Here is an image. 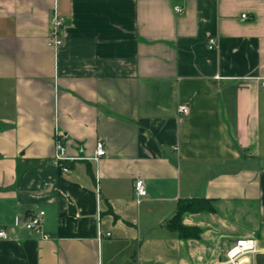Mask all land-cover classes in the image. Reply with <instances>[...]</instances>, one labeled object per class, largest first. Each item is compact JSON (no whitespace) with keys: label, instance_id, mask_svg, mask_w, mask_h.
Here are the masks:
<instances>
[{"label":"crops","instance_id":"crops-1","mask_svg":"<svg viewBox=\"0 0 264 264\" xmlns=\"http://www.w3.org/2000/svg\"><path fill=\"white\" fill-rule=\"evenodd\" d=\"M1 227L0 264H221L243 237L264 264V0H0Z\"/></svg>","mask_w":264,"mask_h":264},{"label":"built area","instance_id":"built-area-1","mask_svg":"<svg viewBox=\"0 0 264 264\" xmlns=\"http://www.w3.org/2000/svg\"><path fill=\"white\" fill-rule=\"evenodd\" d=\"M175 10L178 12L182 11L181 6H176ZM247 17L246 14L242 15ZM65 24V19L54 13L51 20V27L48 33V44L58 49L63 43L64 38L61 35V29ZM218 44L215 37H210L208 40V45L211 48L216 47ZM178 111L180 113L188 114L190 109L188 104H179ZM65 137L63 133L59 130L55 133V154L53 157V163L60 164L66 161L74 160L75 157H71L67 153V147L64 141ZM106 154L105 143L103 140L97 142V147L95 151V159H100ZM63 169L69 171L70 167L64 164ZM134 190L136 197L140 200L147 195V188L143 179H138L134 183ZM100 198V196H99ZM46 211L43 209H38L34 211L24 222L23 226L26 229L40 235L44 239H49L51 235L43 229L44 218ZM110 235V232L107 233ZM0 237L8 239L10 237L9 230L6 227L0 228ZM259 251V243L256 239L250 237H243L236 241V243L227 251L226 259L221 264H250L252 262L250 254Z\"/></svg>","mask_w":264,"mask_h":264},{"label":"trees","instance_id":"trees-1","mask_svg":"<svg viewBox=\"0 0 264 264\" xmlns=\"http://www.w3.org/2000/svg\"><path fill=\"white\" fill-rule=\"evenodd\" d=\"M213 201L209 198H190L181 199L178 203L176 212L166 221V224L179 231L182 238H199L202 228L196 225H187L184 218L188 213H197L202 211H215Z\"/></svg>","mask_w":264,"mask_h":264},{"label":"rangeland","instance_id":"rangeland-1","mask_svg":"<svg viewBox=\"0 0 264 264\" xmlns=\"http://www.w3.org/2000/svg\"><path fill=\"white\" fill-rule=\"evenodd\" d=\"M256 253H258V252H256ZM256 253H252V254H250L252 260H253L252 255H255ZM251 263H252V262H251ZM260 264H262V263H260Z\"/></svg>","mask_w":264,"mask_h":264}]
</instances>
